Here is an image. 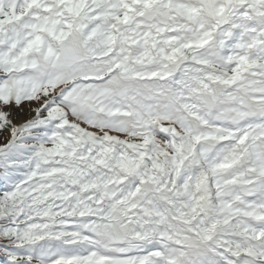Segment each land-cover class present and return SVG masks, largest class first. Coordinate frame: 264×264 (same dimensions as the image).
<instances>
[{"label": "snow or ice", "instance_id": "obj_1", "mask_svg": "<svg viewBox=\"0 0 264 264\" xmlns=\"http://www.w3.org/2000/svg\"><path fill=\"white\" fill-rule=\"evenodd\" d=\"M0 264H264V0H0Z\"/></svg>", "mask_w": 264, "mask_h": 264}]
</instances>
